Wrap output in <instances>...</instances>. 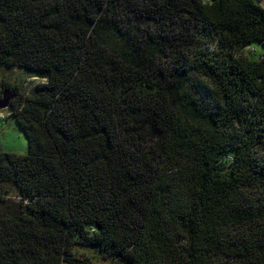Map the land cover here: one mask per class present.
<instances>
[{"label": "trees", "instance_id": "trees-1", "mask_svg": "<svg viewBox=\"0 0 264 264\" xmlns=\"http://www.w3.org/2000/svg\"><path fill=\"white\" fill-rule=\"evenodd\" d=\"M263 1L0 0V264H264Z\"/></svg>", "mask_w": 264, "mask_h": 264}, {"label": "rangeland", "instance_id": "rangeland-1", "mask_svg": "<svg viewBox=\"0 0 264 264\" xmlns=\"http://www.w3.org/2000/svg\"><path fill=\"white\" fill-rule=\"evenodd\" d=\"M252 49H256L253 55L255 59H258L263 53V47L259 43H254ZM252 49L247 48L246 51H251ZM2 81L9 84H17L22 93H30L37 84L45 82L44 79L34 76L25 69L0 66V90L2 89ZM12 95V93H8L7 97ZM2 97L3 95L0 96V98ZM10 114V107L0 112V151L25 155L29 152L28 139L15 118ZM91 263L116 264L113 260L105 258H92Z\"/></svg>", "mask_w": 264, "mask_h": 264}, {"label": "water", "instance_id": "water-1", "mask_svg": "<svg viewBox=\"0 0 264 264\" xmlns=\"http://www.w3.org/2000/svg\"><path fill=\"white\" fill-rule=\"evenodd\" d=\"M7 95H8V92L5 91L3 94V97L0 98V112H1V110L10 107V103H11V100L13 99L14 95H12L13 97L12 96L7 97Z\"/></svg>", "mask_w": 264, "mask_h": 264}]
</instances>
